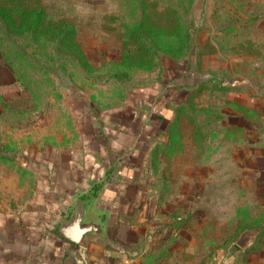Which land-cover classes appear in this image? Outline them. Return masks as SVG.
Segmentation results:
<instances>
[{
	"label": "rangeland",
	"instance_id": "obj_1",
	"mask_svg": "<svg viewBox=\"0 0 264 264\" xmlns=\"http://www.w3.org/2000/svg\"><path fill=\"white\" fill-rule=\"evenodd\" d=\"M239 3L0 0V207L30 199L42 152L94 145L132 88L156 87L220 118L203 134L183 126L199 139L184 142L180 160L194 172L182 188L176 183L187 172L177 157H157L162 146L155 148L156 241L169 247L166 263L264 264V0H248L247 10ZM139 20L172 53H135L127 33ZM61 24L67 37L56 39ZM186 31L191 49L180 54ZM241 87L247 104L229 107L226 92Z\"/></svg>",
	"mask_w": 264,
	"mask_h": 264
},
{
	"label": "crops",
	"instance_id": "obj_2",
	"mask_svg": "<svg viewBox=\"0 0 264 264\" xmlns=\"http://www.w3.org/2000/svg\"><path fill=\"white\" fill-rule=\"evenodd\" d=\"M239 5L247 10L248 0ZM182 91L178 95L184 97ZM226 93L229 107L247 104L243 87ZM182 101L156 87L132 88L128 100L111 111L94 145L42 152L33 165L37 181L30 199L0 207V264H167L163 256L169 247L156 241L159 196L152 163L160 145L166 150L157 157L175 156L177 168L187 172L176 188L193 178L194 167L184 170L180 158L184 142L199 138L182 131L190 123L179 114ZM254 111L257 116L259 110ZM247 134L245 127L241 136ZM0 177L6 183V175Z\"/></svg>",
	"mask_w": 264,
	"mask_h": 264
},
{
	"label": "trees",
	"instance_id": "obj_3",
	"mask_svg": "<svg viewBox=\"0 0 264 264\" xmlns=\"http://www.w3.org/2000/svg\"><path fill=\"white\" fill-rule=\"evenodd\" d=\"M39 9L35 11L32 15L33 22L38 19V15L40 14ZM144 9H142V12ZM144 14V13H143ZM142 19V17L140 18ZM154 27L153 24L145 23L143 20H139L135 23L132 29L127 33L128 43H132L135 46V53L146 52L150 56L157 57L162 55H169L172 53V49L168 44L162 43L157 34L152 30ZM68 31V27L66 25L61 24L56 28L55 37L56 39H63ZM67 37V36H66ZM191 39L192 34L189 31L182 36L179 46L180 54H185L191 49ZM126 46V42L124 43ZM127 52H130L128 50ZM203 85L196 84L194 88H201ZM194 106L190 103H183L179 106V114H185L188 118L190 124L193 126V131L197 134L203 132H207L210 125L217 123L220 119L216 117V115L210 114V110L199 112H193ZM207 127V128H205ZM207 129V130H206ZM214 129V128H213Z\"/></svg>",
	"mask_w": 264,
	"mask_h": 264
},
{
	"label": "water",
	"instance_id": "obj_4",
	"mask_svg": "<svg viewBox=\"0 0 264 264\" xmlns=\"http://www.w3.org/2000/svg\"><path fill=\"white\" fill-rule=\"evenodd\" d=\"M241 237L237 240V245H239L241 248H244L245 247V242H244L245 238H241Z\"/></svg>",
	"mask_w": 264,
	"mask_h": 264
},
{
	"label": "built area",
	"instance_id": "obj_5",
	"mask_svg": "<svg viewBox=\"0 0 264 264\" xmlns=\"http://www.w3.org/2000/svg\"><path fill=\"white\" fill-rule=\"evenodd\" d=\"M40 264H48V263L42 262V263H40Z\"/></svg>",
	"mask_w": 264,
	"mask_h": 264
}]
</instances>
